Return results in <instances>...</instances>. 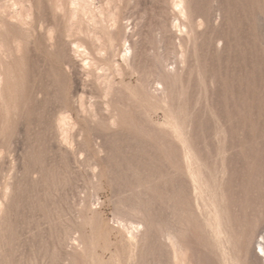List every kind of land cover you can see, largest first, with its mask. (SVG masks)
I'll use <instances>...</instances> for the list:
<instances>
[{
	"label": "rangeland",
	"instance_id": "1",
	"mask_svg": "<svg viewBox=\"0 0 264 264\" xmlns=\"http://www.w3.org/2000/svg\"><path fill=\"white\" fill-rule=\"evenodd\" d=\"M20 1L26 26L0 9V264H177L174 247L264 264V0H93L75 18Z\"/></svg>",
	"mask_w": 264,
	"mask_h": 264
},
{
	"label": "bare ground",
	"instance_id": "2",
	"mask_svg": "<svg viewBox=\"0 0 264 264\" xmlns=\"http://www.w3.org/2000/svg\"><path fill=\"white\" fill-rule=\"evenodd\" d=\"M2 1V0H1ZM93 0H71V3L73 5V12H72V17L75 18V16L77 15V13H81L80 11L82 12H87L90 8V4L92 3ZM4 3V1H3ZM6 3V2H5ZM4 3V4H5ZM8 3V2H7ZM9 5L6 4L3 5L5 6L4 7V13L7 14V17L9 19V21H11V19H16L17 22L19 24H21L22 26H26V24H28V17H32L31 14L33 13L32 12V9L33 7H28V5H26L23 1H20V0H16L15 2H13L11 5L10 3H8ZM179 6H181V9L180 11L184 12V10L186 9V6H185V0H177V3ZM2 6V7H3ZM1 5H0V9H2ZM101 9V8H100ZM52 12V11H51ZM102 12V11H101ZM74 13V15H73ZM185 13V12H184ZM76 14V15H75ZM62 16V15H61ZM10 17V18H9ZM49 17V16H48ZM77 17V16H76ZM67 20V19H66ZM71 20H73L71 18ZM8 21V20H7ZM43 21V20H42ZM0 22L2 23V25H0V29L2 30V28H4L5 26V23H4V19L2 17V15L0 14ZM13 22V21H12ZM44 22V21H43ZM46 23V22H45ZM71 23V22H70ZM69 23V24H70ZM9 24V23H7ZM18 24V25H19ZM50 25V24H49ZM54 25V24H53ZM62 25V24H61ZM72 25V24H71ZM7 26V25H6ZM41 26V25H40ZM59 26V25H58ZM50 27V26H49ZM61 27V26H60ZM70 29H72L71 27H68ZM26 29V27H25ZM97 29V28H96ZM19 30V29H18ZM40 30V29H39ZM6 31V30H5ZM56 31V30H55ZM72 31V30H71ZM46 32V30H45ZM7 33V32H6ZM61 33V32H60ZM141 33V31H140ZM96 34V33H95ZM98 34V33H97ZM111 34V33H110ZM27 35V34H26ZM73 35V34H72ZM97 36V35H96ZM9 37V36H7ZM13 37V36H12ZM21 37V36H19ZM57 37V36H56ZM14 39V38H13ZM12 39V40H13ZM17 39V38H16ZM71 39V38H70ZM18 41V39H17ZM62 41V40H61ZM74 41V40H73ZM4 42V41H3ZM11 42V41H9ZM20 42V41H19ZM129 42V41H128ZM6 43V42H5ZM58 43V42H57ZM131 43V42H129ZM9 44V43H8ZM17 44V42L15 43ZM20 44V43H19ZM18 44V46H20ZM50 45V44H49ZM83 45L79 46V44H77V48L79 49L80 47H82ZM132 43L129 44V47L127 48V51H125V54H124V59L127 61L129 59H132L133 56H132ZM18 49V48H16ZM3 50H4V44L2 43V41H0V66H1V54L3 53ZM84 52L85 53H88L87 52V49L84 48ZM172 53V52H171ZM4 56V55H3ZM7 57V56H6ZM144 62V61H143ZM166 63V62H165ZM2 68H0V91H2V85L4 84V76H3V72L1 70ZM165 72V71H164ZM47 83V82H46ZM55 83V82H54ZM156 83V82H155ZM164 83V82H163ZM113 87V86H112ZM110 92V91H109ZM66 118V117H65ZM218 213V212H217ZM221 220V219H220ZM218 225V224H217ZM125 230L127 231V233L129 234V238L130 240L132 241H137V239L139 238V236L142 234L141 230H140V225L139 224H135L133 222H126L123 224ZM222 229V228H221ZM221 229H218L217 231V236H219V234L222 233V230ZM223 235V234H222ZM221 235V236H222ZM219 238V237H218ZM177 242V241H176ZM175 242V243H176ZM173 247V246H172ZM260 247H261V250L263 252V254L259 255L262 259H264V243L263 242H260ZM173 249V248H172ZM178 249H180L181 251V248L179 247ZM177 249V247H174V251H173V254H174V259H175V263L177 264H189L187 263V260H185V258L183 257V253L184 252H180L179 250ZM186 254V253H185ZM259 254V252H258ZM187 258V257H186Z\"/></svg>",
	"mask_w": 264,
	"mask_h": 264
}]
</instances>
